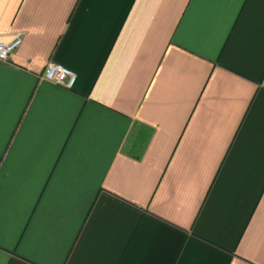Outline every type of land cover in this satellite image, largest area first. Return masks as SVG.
<instances>
[{"label": "crops", "instance_id": "obj_1", "mask_svg": "<svg viewBox=\"0 0 264 264\" xmlns=\"http://www.w3.org/2000/svg\"><path fill=\"white\" fill-rule=\"evenodd\" d=\"M16 34L0 264H264V0H0Z\"/></svg>", "mask_w": 264, "mask_h": 264}, {"label": "built area", "instance_id": "obj_2", "mask_svg": "<svg viewBox=\"0 0 264 264\" xmlns=\"http://www.w3.org/2000/svg\"><path fill=\"white\" fill-rule=\"evenodd\" d=\"M21 43L20 34H16L9 41H0V61L6 60L11 52L15 50ZM43 79L61 84L65 87L71 88L75 82V73L61 65L54 62H48L42 74Z\"/></svg>", "mask_w": 264, "mask_h": 264}, {"label": "snow or ice", "instance_id": "obj_3", "mask_svg": "<svg viewBox=\"0 0 264 264\" xmlns=\"http://www.w3.org/2000/svg\"><path fill=\"white\" fill-rule=\"evenodd\" d=\"M195 2L211 8L224 3L225 0H195Z\"/></svg>", "mask_w": 264, "mask_h": 264}]
</instances>
